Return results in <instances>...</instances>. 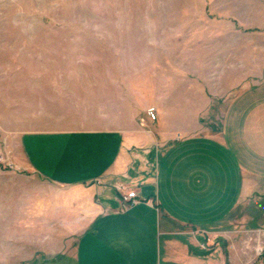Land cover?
I'll list each match as a JSON object with an SVG mask.
<instances>
[{
	"label": "rangeland",
	"instance_id": "374dc122",
	"mask_svg": "<svg viewBox=\"0 0 264 264\" xmlns=\"http://www.w3.org/2000/svg\"><path fill=\"white\" fill-rule=\"evenodd\" d=\"M260 80L264 0H0V264L55 259L89 221L86 188L21 170L9 139L119 130L214 154L226 105Z\"/></svg>",
	"mask_w": 264,
	"mask_h": 264
},
{
	"label": "crops",
	"instance_id": "0c3cea01",
	"mask_svg": "<svg viewBox=\"0 0 264 264\" xmlns=\"http://www.w3.org/2000/svg\"><path fill=\"white\" fill-rule=\"evenodd\" d=\"M261 81L226 105L214 154L119 130L27 131L9 139L21 170L60 189H87L89 221L74 244L34 264H252L254 236H264ZM224 156L239 178L227 203ZM131 190L139 202L123 206L121 194Z\"/></svg>",
	"mask_w": 264,
	"mask_h": 264
},
{
	"label": "built area",
	"instance_id": "2783aa9c",
	"mask_svg": "<svg viewBox=\"0 0 264 264\" xmlns=\"http://www.w3.org/2000/svg\"><path fill=\"white\" fill-rule=\"evenodd\" d=\"M121 202L123 206H126L128 204H136L139 202V200L137 198L136 192L131 190L126 194H121ZM263 237V233L261 232H258L254 236V252L257 256L261 255L264 250V246L261 241Z\"/></svg>",
	"mask_w": 264,
	"mask_h": 264
}]
</instances>
